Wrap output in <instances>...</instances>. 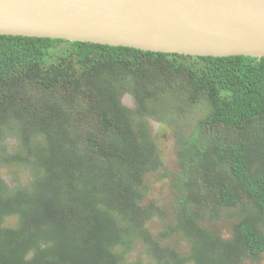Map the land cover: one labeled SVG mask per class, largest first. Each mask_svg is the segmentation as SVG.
<instances>
[{
    "label": "trees",
    "instance_id": "1",
    "mask_svg": "<svg viewBox=\"0 0 264 264\" xmlns=\"http://www.w3.org/2000/svg\"><path fill=\"white\" fill-rule=\"evenodd\" d=\"M199 105L181 132L173 110ZM153 121L181 146L173 173L188 185L169 231L184 255L174 234L151 233L144 206L149 173H170ZM239 204L245 217L219 235L211 221ZM262 252L264 57L0 35V264H241Z\"/></svg>",
    "mask_w": 264,
    "mask_h": 264
},
{
    "label": "water",
    "instance_id": "2",
    "mask_svg": "<svg viewBox=\"0 0 264 264\" xmlns=\"http://www.w3.org/2000/svg\"><path fill=\"white\" fill-rule=\"evenodd\" d=\"M0 35L264 57V0H0Z\"/></svg>",
    "mask_w": 264,
    "mask_h": 264
},
{
    "label": "rangeland",
    "instance_id": "3",
    "mask_svg": "<svg viewBox=\"0 0 264 264\" xmlns=\"http://www.w3.org/2000/svg\"><path fill=\"white\" fill-rule=\"evenodd\" d=\"M52 53H58V49H52ZM56 58L53 57L49 61L53 62L55 61ZM127 98H124V102H127ZM204 110L203 105H199V107H194V106H189L186 109V112L183 114H178L177 110L174 109L173 113L176 115L178 118V121H180L183 125L180 127V131L184 133L191 132L193 129V126L197 122L198 118L202 117V111ZM170 126V125H168ZM153 128H154V138H156L157 135V143L159 146L160 151L162 152L163 156L162 159L165 162L164 166L167 167L168 172L172 173L170 176H165V175H160L158 173H149V176H147L146 180L149 183V185L152 186V198H158L160 199V202L167 208V212L169 214H172L174 211H176L177 208V196L179 191L175 189V186L173 184L174 181V175L173 171L174 168L178 164V157L181 155L180 150L181 146L178 144V138L176 134V130L174 127L170 128V130H167L165 127H160L159 124H157L155 121H153ZM179 130V129H178ZM2 174L9 178L7 170H2ZM28 181V176L25 177V182ZM243 205L239 204L234 207H224L220 211V216L218 219L211 221V219L207 218V220L212 222V225L215 229V231L220 235H222L225 238L231 237V231L233 228V223H232V218L235 214H239L240 217H244V212H243ZM238 208V209H237ZM228 216H230L228 218ZM174 219H168L166 218L164 221L161 220L162 224L164 227L169 226L170 222H173ZM157 223H151V233H154V230H157L161 228L160 221L154 220ZM220 221V223H219ZM261 226L258 224V227ZM171 234H167V237L170 236ZM172 243L177 245L179 247V250L181 252H185L186 248L189 247L188 242L186 239H182L180 234H176L175 236H172ZM157 246H159L158 243H156ZM133 259L137 260L141 257V253H134L133 254ZM247 258H251V256H246ZM245 257V258H246ZM246 261V259H244ZM256 264H264V252H262L257 259H253ZM144 264L150 263L148 260L143 261Z\"/></svg>",
    "mask_w": 264,
    "mask_h": 264
},
{
    "label": "flooded vegetation",
    "instance_id": "4",
    "mask_svg": "<svg viewBox=\"0 0 264 264\" xmlns=\"http://www.w3.org/2000/svg\"><path fill=\"white\" fill-rule=\"evenodd\" d=\"M25 173L26 174H30V171L27 170ZM26 174L23 176V178H21L23 181H25V177L27 176ZM170 175H172V173H165V176H170ZM173 175H174L173 184L175 186V189L177 191H179L178 196H177V200H176V203H177L176 211H174L172 214H169L167 212V208L165 206H163V204L160 202V199L152 198L153 195H152V186L151 185L149 187V191H148V194L146 196L145 203H144L145 207H149V209L152 212L155 213L154 214L155 219L157 221H160V224H161L160 230L159 229L154 230L155 232L158 231L159 233H162V236L160 237V240H163V238H166L168 233L169 234H174V235L177 234L176 232H170L169 230L179 227V216L177 215V211H178V205L182 201V192L180 191V189L178 187V183H180L183 186H187L188 185L186 180H185V178H187L186 176H184L182 174H179V173H173ZM12 184H14V183H12ZM238 207H239V205H238ZM164 218H168L169 220L172 218L174 220H173V222L169 223L168 227H164V225L161 222V220L164 219ZM238 218H239V220H241V217L238 216ZM219 223H220V221H219ZM231 235H232V233H231ZM165 240L167 241L168 237ZM188 252H189V247H186L185 252H182L181 254L184 255V254H186ZM241 255L243 256L244 259H246V261L244 260L241 264H256L252 260L255 259V258L257 259V257H254L252 253H241ZM246 256H251V258H247ZM148 264H151V263H148ZM186 264H193V263L187 262Z\"/></svg>",
    "mask_w": 264,
    "mask_h": 264
}]
</instances>
